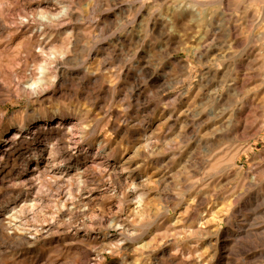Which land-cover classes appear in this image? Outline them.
Returning <instances> with one entry per match:
<instances>
[{"label":"rangeland","instance_id":"1","mask_svg":"<svg viewBox=\"0 0 264 264\" xmlns=\"http://www.w3.org/2000/svg\"><path fill=\"white\" fill-rule=\"evenodd\" d=\"M0 264H264V0H0Z\"/></svg>","mask_w":264,"mask_h":264},{"label":"bare ground","instance_id":"2","mask_svg":"<svg viewBox=\"0 0 264 264\" xmlns=\"http://www.w3.org/2000/svg\"><path fill=\"white\" fill-rule=\"evenodd\" d=\"M74 126H75V125H74ZM76 131H77V130H76ZM75 138H77V137H75ZM80 139H81V138H80ZM75 144H76V143H75ZM7 150L9 151V149H7ZM7 150H6V151H7ZM36 150H37V149H36ZM65 158H66V157H65ZM33 172H34V171H33ZM19 223H20V222H19ZM19 223H18V224H19Z\"/></svg>","mask_w":264,"mask_h":264}]
</instances>
